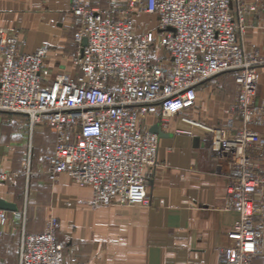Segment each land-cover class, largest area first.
Here are the masks:
<instances>
[{"label": "built area", "instance_id": "1", "mask_svg": "<svg viewBox=\"0 0 264 264\" xmlns=\"http://www.w3.org/2000/svg\"><path fill=\"white\" fill-rule=\"evenodd\" d=\"M234 2L125 0L100 8L71 0L74 73H58L50 83L42 74L48 47L22 53L18 32L0 28V112L23 115L30 132L44 126L53 132L44 171L89 187L91 208L148 204L158 135L143 123L177 117L175 131L197 136L227 176L223 209L232 222L216 264H254L264 253V102L257 99L264 54L242 37L255 5ZM144 13L157 25L137 34L134 18ZM225 73L234 74L237 90L225 124L183 115L195 105L197 87ZM6 179L0 169V186ZM5 221L0 209V239ZM24 231L19 264H65L52 222Z\"/></svg>", "mask_w": 264, "mask_h": 264}, {"label": "crops", "instance_id": "2", "mask_svg": "<svg viewBox=\"0 0 264 264\" xmlns=\"http://www.w3.org/2000/svg\"><path fill=\"white\" fill-rule=\"evenodd\" d=\"M239 1L243 7H256L254 13L246 16L247 29L242 37L264 54V0ZM70 2L0 0V28L18 32L22 53L46 45L48 54L43 65L54 76L74 73L68 60L73 51L74 34ZM94 3L100 8H114L109 3L103 4L104 0H94ZM235 5L232 0V7ZM148 30L151 29L138 27L137 34ZM1 60L0 57V64ZM229 75L234 80L233 73L217 78L224 80ZM258 75L257 99L264 102V65L258 68ZM216 92L212 84L201 83L195 105L183 115L209 126L222 127L229 116L227 106L236 95L224 108ZM153 117H147L143 127L150 129L157 125L162 134H157L156 165L147 181L148 204L91 208L87 204L90 188L80 187L87 194L71 196L59 181L77 185L67 175L60 174L51 182L52 205L47 221L34 223L35 214L28 213L30 221L21 225L25 216L21 215L20 202L3 184L0 199L12 208L3 209L6 221L0 239V264H19L23 231H42L50 222L63 247L65 264H216L218 247L229 243L227 232L232 222V214L223 209L226 173L217 167L216 155L199 138L194 142L197 136L175 131L176 120L158 121ZM37 130L36 145L46 154L52 148L54 134L44 127ZM260 130L264 133V124ZM254 261L264 264V257Z\"/></svg>", "mask_w": 264, "mask_h": 264}, {"label": "rangeland", "instance_id": "3", "mask_svg": "<svg viewBox=\"0 0 264 264\" xmlns=\"http://www.w3.org/2000/svg\"><path fill=\"white\" fill-rule=\"evenodd\" d=\"M124 1L104 0L103 4L109 3L112 7L117 8L122 7ZM88 2L91 6L96 5L94 0H88ZM143 15L152 16L145 13L135 16L136 33H138V27L155 30L154 16L146 18ZM71 43L73 47V42ZM70 65H72L71 62ZM42 74H45V81H50L55 77L50 74L49 70L45 69V65H43ZM232 77L229 75L226 78L224 77V80H220L215 76L204 82L205 84H212L213 88L216 87V97L217 99L221 98L224 108L237 92ZM153 118L154 120L158 119V121L168 122L176 120L177 117L167 120H161L159 116ZM37 128L30 132L27 121L21 114L0 113V140L2 141V147L0 148V169L7 173V179L3 184L13 191L15 200L20 202L21 215L24 214L25 216V219L23 217L22 219L24 220H21V225L23 223L27 224L30 221L28 213L35 214L34 223L40 221L46 222L52 205L53 191L51 182L53 179L44 171V157L47 153L43 154V148L40 145H36L35 134L38 131ZM44 128L49 129L46 126ZM59 185L65 187V192L71 196H83L87 194V191L82 190L79 186L68 185L64 180L59 181ZM41 215H43L42 218L39 217ZM263 257L264 253L257 258ZM253 263L256 264L255 261Z\"/></svg>", "mask_w": 264, "mask_h": 264}, {"label": "water", "instance_id": "4", "mask_svg": "<svg viewBox=\"0 0 264 264\" xmlns=\"http://www.w3.org/2000/svg\"><path fill=\"white\" fill-rule=\"evenodd\" d=\"M82 44L85 45L86 44V39H83L82 40ZM150 132H153V133H156V134H159L161 135L162 133H160L159 129H158V126L157 125H154L153 127H151L150 129ZM198 137H195L194 138V142L196 143L198 140H197ZM12 208V205L9 204V203H6L4 202L3 200L0 199V209H11Z\"/></svg>", "mask_w": 264, "mask_h": 264}]
</instances>
